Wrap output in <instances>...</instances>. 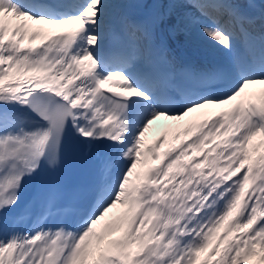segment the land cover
<instances>
[{"label":"snow or ice","instance_id":"1","mask_svg":"<svg viewBox=\"0 0 264 264\" xmlns=\"http://www.w3.org/2000/svg\"><path fill=\"white\" fill-rule=\"evenodd\" d=\"M127 6L0 0V264H264L254 0H153L229 54L224 66L179 73L158 37L171 11L121 14L117 25ZM201 109L219 111L163 152V136L145 145L155 122ZM69 141L90 159V195L61 204L50 190L23 203ZM117 205L125 211L101 227Z\"/></svg>","mask_w":264,"mask_h":264},{"label":"bare ground","instance_id":"2","mask_svg":"<svg viewBox=\"0 0 264 264\" xmlns=\"http://www.w3.org/2000/svg\"><path fill=\"white\" fill-rule=\"evenodd\" d=\"M262 3V7L264 6V0H260ZM117 3H132L136 6L140 5L143 6L145 4L149 5L148 8H146L149 11H165L169 12L171 11V15L169 18L164 22L161 29L158 30V34L168 36L171 40V45L174 46V50H178L179 52H188L190 54H198L199 56L203 58H209V60L213 64H220L221 66H224L227 64L229 59V54L225 51L221 50L219 47L215 46L212 42H210L206 37H204L199 30L196 27L192 26H185L184 23L180 22L178 23V17L175 11L169 10V9H152L150 6L153 4V0H115ZM166 2V0H164ZM244 2V0H242ZM145 8V7H144ZM222 54V55H221ZM251 91L259 92L262 90V86H252L250 89ZM203 112H193L190 114V117H186L183 120L180 121H170V123H177V128L174 129L172 126H166L161 123V121L155 122L148 130V132L145 134L144 139L148 138H154L157 136H164L166 139L163 142V147L161 149H168L169 147L177 144V134H179V138L182 136H185V130L192 127V123L194 119H197L198 116L202 115ZM176 135H173V134ZM174 136L176 140L174 139H168L167 136ZM187 138V137H186ZM79 146V156L81 159V162L87 166L92 171V175L94 176V170L91 167L90 159L86 155V150ZM140 170V168H139ZM138 170V171H139ZM26 187V185H25ZM22 192V194L25 191ZM120 207L118 206V216L114 219L116 220L125 210L120 211ZM115 211L109 213L110 215H113ZM108 217V216H107ZM104 222V221H103ZM101 222V227L102 223Z\"/></svg>","mask_w":264,"mask_h":264},{"label":"rangeland","instance_id":"3","mask_svg":"<svg viewBox=\"0 0 264 264\" xmlns=\"http://www.w3.org/2000/svg\"><path fill=\"white\" fill-rule=\"evenodd\" d=\"M184 118H185V117H184ZM170 121H171V120H164V119H163V120L161 121V123L164 124V125L169 126V125H170V124H169ZM174 124H176V123H174ZM174 124H173V125H174ZM138 169H139V165H138V167H137V170H138ZM118 206H121V205H117L116 208L112 209L111 212L115 211L114 214H113V215H110V216L108 215V217L105 218V220H106L105 222L113 221V220L118 216V212H119V211H117V210H118ZM120 208H121L120 211L125 210V208H124L123 206L120 207ZM111 212H110V213H111ZM102 222H103V221H102Z\"/></svg>","mask_w":264,"mask_h":264}]
</instances>
